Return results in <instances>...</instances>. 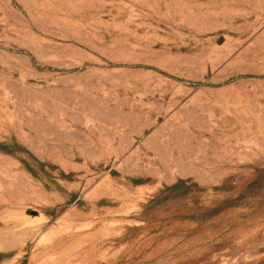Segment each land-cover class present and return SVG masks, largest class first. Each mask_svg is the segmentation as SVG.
I'll use <instances>...</instances> for the list:
<instances>
[{"label":"rangeland","instance_id":"1","mask_svg":"<svg viewBox=\"0 0 264 264\" xmlns=\"http://www.w3.org/2000/svg\"><path fill=\"white\" fill-rule=\"evenodd\" d=\"M0 264H264V0H0Z\"/></svg>","mask_w":264,"mask_h":264},{"label":"trees","instance_id":"2","mask_svg":"<svg viewBox=\"0 0 264 264\" xmlns=\"http://www.w3.org/2000/svg\"><path fill=\"white\" fill-rule=\"evenodd\" d=\"M1 147V146H0Z\"/></svg>","mask_w":264,"mask_h":264}]
</instances>
